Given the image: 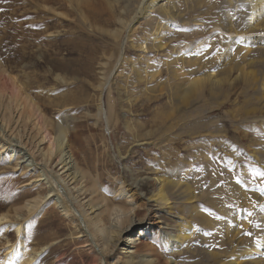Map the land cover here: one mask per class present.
Returning a JSON list of instances; mask_svg holds the SVG:
<instances>
[{
	"label": "rangeland",
	"instance_id": "obj_1",
	"mask_svg": "<svg viewBox=\"0 0 264 264\" xmlns=\"http://www.w3.org/2000/svg\"><path fill=\"white\" fill-rule=\"evenodd\" d=\"M111 1L114 11L103 8L95 19L91 9L64 0H0L7 74H0V91L8 76L16 78L52 124V137L59 126L76 137L86 177L73 185L80 204L130 211L126 190L138 187L160 224L133 230L149 227L143 241L171 264L264 260V37L248 32L255 18L244 0H172L168 12L156 6L142 19L140 0ZM213 79L224 80L220 90ZM10 98L0 93V135L23 150L0 152V264L22 258L19 240L34 257L30 264H129L121 245H106L102 258L31 160L21 159L28 152L42 162L48 144H40L29 108ZM57 161L51 169L61 175ZM159 178L176 182L181 193L173 198L171 191L168 207L152 198ZM36 202L29 213L26 205ZM109 214L101 216L106 228ZM175 235L187 242L181 253L168 251L167 237Z\"/></svg>",
	"mask_w": 264,
	"mask_h": 264
},
{
	"label": "bare ground",
	"instance_id": "obj_2",
	"mask_svg": "<svg viewBox=\"0 0 264 264\" xmlns=\"http://www.w3.org/2000/svg\"><path fill=\"white\" fill-rule=\"evenodd\" d=\"M64 1L69 3L71 6L73 4H76L77 7H82V8L84 7L85 9L86 8L91 9L95 19L102 16L103 13L101 11H103L105 8L114 11L115 6L117 4V1L114 2L111 0H106V1L105 0H64ZM244 5L246 6L247 14L250 15V18L251 19L255 18V22H257L256 25L250 26L248 32L257 33V34L261 33L262 37H264V0H244ZM156 6L157 9L163 10L164 12H168L169 9L174 7V4L172 0H140L137 2L138 13L142 9L143 10L141 11V16L139 17V19H142V17H144L147 14L146 11L148 9H154ZM138 13L136 15H138ZM137 20L134 21L132 24L135 25ZM126 28L129 29V31H131L132 29L131 25L126 26ZM115 34L117 37L118 33ZM120 49L122 48L120 47ZM120 53L121 52H119V54ZM225 73L227 74V77H229L231 74V69L227 70ZM0 74L7 75L2 69L1 65H0ZM242 74L246 77V73H242ZM208 80L211 81V77H209ZM5 82H8L10 85L8 88H5V90H2V92L0 91L1 95L3 91H8L11 97L10 98L11 103H13L14 101L16 104H19L20 108H23V110L29 108L30 112L27 118L29 119V121L32 120L33 123L36 122L38 126L37 129L39 132L38 134L40 135V136L38 135L40 144L41 143L48 144V149L45 152V154L41 152L44 157L45 155H47L46 156L47 158L45 157V159H43L42 162L39 163L36 162V159L32 156V154L30 155L28 152L21 153L20 154L22 156L21 159L29 158L31 160L30 161L28 159L30 162H32L31 165L28 164L29 167H32L37 171H39L38 177L40 178V181L45 182L50 187L51 192L54 194L56 204H58V207L60 208L61 212L68 219L73 218V216L75 215L74 217L76 219L75 218L74 219L77 222L79 228L81 229L83 237L88 238L87 242L90 243L89 245H92L93 248H96L98 254L102 258L106 257L104 253L106 245H109V247L110 246L116 247L118 245H121L123 253L126 254L129 259H131L129 260V264H171V262L168 259L166 260L162 257L158 248H155L152 244L150 245L149 243L143 241L149 227L137 230V232L133 230L134 227L146 221L148 222L149 226L151 224H154V226L157 227V224H160L159 222L156 221L158 220L156 215H154L153 212H151L148 209V205L146 204L145 198L139 194L138 187L135 186V188L129 187L128 189L126 188L127 190L125 189L126 192L131 193V195L128 198H131L133 209L132 208H131L132 210L129 209L130 211L123 209L124 207L122 208L114 207L112 209L104 208L105 210L101 212L103 206H101V204H98V202L92 201L93 203H90L91 201L88 202L89 200L84 202V204L83 203L80 204L78 198L75 197L73 193V190H75L76 188L74 187L75 186L74 184L84 182V179L86 177H85V173L82 171V169H80L78 164V155L76 154V149L74 148V144H76L77 142L76 137L74 138L68 135L66 130L61 126L57 127L58 129L57 135L52 137L46 131V126L52 124L50 123L49 120H47L44 117L43 113L42 114L40 113L39 111L40 108H38V106H36L33 103V100L29 99L30 96L28 97L27 95V91H26L27 88L25 87V85L20 84L16 80V78L11 76H8ZM201 82L202 79H198L195 81V83L202 90ZM213 82H214V88L220 90L219 88L222 87V83L224 82V80L213 79ZM262 90H263L262 99L264 100L263 78H262ZM0 108H1V102H0ZM16 108L19 109L18 107ZM100 108L102 107L100 106ZM102 112L103 111L101 109V114H103L104 116V112L103 113ZM11 114L12 113H10V115ZM7 117L5 118L4 121L6 122V124L7 122L9 124ZM106 119H108L107 114H106ZM18 148L19 149L21 148L18 144L16 143L14 144L13 142H7V140L4 137L2 136L0 137V152L4 153V151H9V153H13L15 151L17 152ZM21 149L23 150V147ZM55 158L58 159L57 162H59L62 171L61 175L57 174L51 169V163ZM159 180H160L159 191H157V193H155L152 198L155 202L161 204L162 206L168 207L169 205H171L170 203L171 197L169 198L171 191H173V193L171 194L173 198L181 197V193L177 191L178 185L175 184L176 182H172L163 178H159ZM81 184L83 185V183ZM82 185H80L78 192L85 193L86 190H83ZM94 193L96 194V191ZM121 194L127 195L125 191H123ZM49 196H51V194ZM39 202H36L34 205H31L30 203L26 205V209L29 211V213L36 211L38 204L40 205ZM105 212L110 213L108 216L110 217L111 220V223H109V226L107 228L105 223L101 219L102 214H105ZM5 220L6 217H0L1 224H3ZM21 226L17 225L18 235H21L22 233L23 227ZM105 234H107L106 237ZM167 238L169 239L167 248L170 253H174V252L181 253L182 249L184 248V243L187 244L186 240L182 235H175L174 237L168 236ZM101 240L103 241V245H104L102 246V250H100V246H99L101 245L99 244ZM262 241L264 244V237L262 238ZM17 246L19 250H21L22 258L16 261V264H30L31 261L34 260V257L30 258L29 257L30 255L27 256L26 254L27 252L26 253L24 252L25 249L22 251V244L20 240ZM263 249H264V245H263ZM144 251L145 253H143ZM9 252L13 253L14 251L12 250ZM136 255H144V256H140L141 258L136 260L135 258ZM261 262L262 264H264V260H258V261L250 260L248 263L258 264ZM230 264H239V263L237 261H234V262H230ZM240 264H246V262H242Z\"/></svg>",
	"mask_w": 264,
	"mask_h": 264
}]
</instances>
